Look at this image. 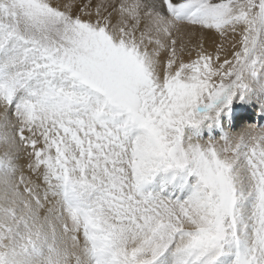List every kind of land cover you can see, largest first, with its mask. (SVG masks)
<instances>
[{"label": "snow or ice", "instance_id": "snow-or-ice-1", "mask_svg": "<svg viewBox=\"0 0 264 264\" xmlns=\"http://www.w3.org/2000/svg\"><path fill=\"white\" fill-rule=\"evenodd\" d=\"M0 264H264V0H0Z\"/></svg>", "mask_w": 264, "mask_h": 264}]
</instances>
